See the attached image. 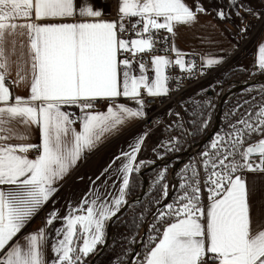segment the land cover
<instances>
[{
  "label": "snow or ice",
  "instance_id": "snow-or-ice-1",
  "mask_svg": "<svg viewBox=\"0 0 264 264\" xmlns=\"http://www.w3.org/2000/svg\"><path fill=\"white\" fill-rule=\"evenodd\" d=\"M115 7L107 19L98 0H0V264H86L106 243V224L127 204L130 178L142 165L143 135L111 162H120L115 199L83 196L63 215L53 206L36 231L24 229L46 204L54 205L59 183L85 154L146 118L145 96L169 94L166 69L194 74L195 63L169 44L179 26H194L208 13L200 0H115ZM213 11L221 21L233 14L242 24L246 15L264 19L251 0H223ZM257 51L254 68L264 74V40ZM222 63L206 57L200 70ZM13 87L30 94L14 95ZM99 102L106 111H94ZM33 126L38 143L29 142ZM253 135L261 138L247 143ZM249 173L264 174V102L218 133L201 164L182 169L171 202L162 204L170 195L160 173L154 235L129 264H264V224L251 214Z\"/></svg>",
  "mask_w": 264,
  "mask_h": 264
},
{
  "label": "rangeland",
  "instance_id": "rangeland-1",
  "mask_svg": "<svg viewBox=\"0 0 264 264\" xmlns=\"http://www.w3.org/2000/svg\"><path fill=\"white\" fill-rule=\"evenodd\" d=\"M239 29H241L240 26ZM244 35L245 42L243 43V47L241 49L243 50V52L247 53V59L251 61L252 47L257 38L251 39L248 42L246 41V36L248 35L247 32L244 33ZM253 68V64L248 68L246 67V70H235L232 68H228L223 72L219 73L217 76H215L208 82H205L202 86L195 89L188 95L186 100L191 98L197 100L200 94L204 91L215 90L216 92V97L215 100H213L212 109L206 114V117L203 120L204 124L201 125V128L206 130V133L211 129L213 125L215 119L216 101L221 95L224 88L227 86L226 91H231L235 88L234 86H236L239 81H245L249 78L254 77ZM255 76H260V74H256ZM224 79L230 80L223 85L222 81ZM238 93H241L242 96L236 99V103L234 104L232 111L229 113L234 115V118H240V116L244 113L242 111L244 109H237L239 102L243 100L245 101L247 99L253 101V98H255V101H257V103L264 102V84L246 86L242 88ZM231 97L228 98V101L231 99ZM251 109H254V107ZM170 122L171 121L149 131L143 129L140 126L142 128L140 136L143 135L145 137L144 144H146L143 147L144 149L142 148L143 155H141V158L139 159L141 160L140 162H142V165H140V171L133 175L134 180L132 182L130 178V188L129 190H127L125 196L127 202L137 198L140 195L144 187L143 179L147 181V188L145 194L148 192L153 193L156 189H160V173L162 172L166 173V180L163 182L169 184L170 199L167 201L162 200L161 204L171 202V197L173 195L172 186L179 182V174L181 173L182 169L186 165H190L193 168L199 166L201 164V153L209 149L210 144L216 137L215 136L209 142L206 149H203L202 151L200 149L198 152H196L194 156H192L193 158L190 157L192 159L189 158L186 160L183 158L181 161L173 160L171 162H167L168 159L173 158L176 155H181L185 153L189 148H191L200 141H194L189 138L188 130L185 127V123H183L184 118H182L181 122V127L184 130V135L178 133L180 126L177 124L176 121L171 123ZM260 138L261 137L259 136L253 135L248 139L247 143L256 142ZM160 163H162V165H159ZM155 165L156 167L151 170V174H149L147 178L145 177V174L143 177L140 176V173L144 172L148 168L154 167ZM88 170L91 171L89 174H87ZM99 174L100 167L99 169H97L95 165H91L84 173L87 178H79V180L77 178V180L74 181L72 185H70L67 189L64 188L58 190L56 196L54 197V205L52 202H49L45 206V210L41 213L39 218L40 223L44 224L45 218L47 214L51 211L53 206L59 210V213L61 215H63L66 206H75L79 204L81 201V197L83 196H87L88 199H93L95 198V193H98L100 197H102V199L106 202H110L112 199H115L119 193V188L121 187L119 176H117V182L115 183L112 178L117 175L116 172H114V175H111L114 177L109 176L110 173L102 174V180L97 181L96 179L98 178ZM110 179H112V182L110 181ZM105 194L107 198H105ZM157 200H160V193L157 199L152 204L148 203L144 206H140L139 212L141 213L139 215V218H141L142 224L136 235L131 237L129 240L125 241V239H123L124 235L122 233V226L125 223V219L121 218L125 213L113 222L112 235L109 247L95 261L94 264H129V261L133 259L134 254H143L145 252L144 245L148 242L149 238L154 235V233L151 231L152 225L154 223H157L154 215L159 207L156 203ZM132 205L129 206V209L132 207ZM130 213H132V211H130ZM56 226L59 227V224H57ZM157 227H159V224H157ZM49 231H51V229H49ZM140 239H142V241L139 247ZM101 247L102 245H98L96 251L99 250ZM96 251L87 257L86 264L90 262L92 256L96 253ZM50 254L51 252H48L49 257Z\"/></svg>",
  "mask_w": 264,
  "mask_h": 264
},
{
  "label": "crops",
  "instance_id": "crops-1",
  "mask_svg": "<svg viewBox=\"0 0 264 264\" xmlns=\"http://www.w3.org/2000/svg\"><path fill=\"white\" fill-rule=\"evenodd\" d=\"M191 5L193 0H186ZM203 7L208 10L207 14H203L199 17V22L194 26H179L176 29V35L173 38L174 46L180 50L181 53L193 52L200 55L201 63L206 57H217L223 60L220 67L232 68L235 70L248 68L258 56V45L264 40V30L257 37L251 53V61L247 59V53L241 49L245 42V35L239 29L237 17L233 14L231 20L221 21L216 18L213 9L218 8L222 5L223 0H200ZM98 6L103 9L105 18L112 19L115 16L116 7L105 4L103 0H98ZM251 6L256 10L259 8V0H251ZM12 91L14 95H20L27 97L30 93L24 87H13ZM120 104L135 106L131 101L127 99L119 100ZM107 106L102 109L94 110L96 112L106 111ZM67 111L78 113L76 108H67ZM146 115L149 109L145 108ZM125 126L119 131L112 132L107 135L100 145L93 151L85 154L77 166H75L70 173L59 183L60 189H67L74 181L85 179V171L91 165H95L97 169L100 167V174L98 180H102L101 176L105 173H110L109 176L114 175L116 172V164H112L113 158L120 155L122 151L129 150V145L134 144L136 139L140 137L141 127L140 122ZM31 143L39 142V131L33 126L30 130V141ZM146 144V143H145ZM144 141L142 148L145 146ZM144 149V148H143ZM143 149L138 154V161L143 155ZM30 157L34 156L31 152L28 153ZM111 169L109 170V166ZM115 168V171H114ZM149 169V168H148ZM146 169V170H148ZM91 171L88 170L87 174ZM151 172L150 170L146 171ZM117 174V173H116ZM117 176H111L115 183L117 182ZM87 178V177H86ZM108 178V177H106ZM112 179L110 181L112 182ZM116 179V180H115ZM247 183L250 187V201H251V214L253 220L257 225L264 224V174H247ZM56 196V194H55ZM105 198H107L105 194ZM102 199V197H101ZM47 205V204H46ZM45 205V206H46ZM45 206L39 213L34 217L30 224L24 229V232L31 233L37 229L43 227L44 224L40 223L39 218L41 213L45 210ZM47 253V258H51Z\"/></svg>",
  "mask_w": 264,
  "mask_h": 264
},
{
  "label": "built area",
  "instance_id": "built-area-1",
  "mask_svg": "<svg viewBox=\"0 0 264 264\" xmlns=\"http://www.w3.org/2000/svg\"><path fill=\"white\" fill-rule=\"evenodd\" d=\"M105 4H108L109 6H114L115 0H103ZM258 12H264V5L260 3L259 0V8L256 9ZM238 24L240 28L247 27V36L246 41L249 42L251 39H256L259 34L264 30V19L256 18L251 15H246L243 24L238 19ZM165 34V33H161ZM125 38L128 39L129 36L127 33L124 34ZM173 39L170 41L169 46H172ZM159 47H165V45H159ZM158 54L164 55L165 53L159 52ZM184 54L186 62H194L196 65V69L194 71V74L189 75L188 73H181L178 69V67H172L169 69H166V73H170L172 79L169 81V94L166 96L156 97V98H150L145 96L144 100L146 101L145 108L149 109V112L146 115L145 119H142L140 122V126L145 130H151L156 127L162 126L166 124L167 122L171 121H182V113L181 108L188 97V95L194 91L195 89L202 86L205 82H208L215 76H217L219 73L226 70V67L221 68H214L212 70H209L205 68L203 70V73L201 72V58L200 55L193 52H187L182 53ZM169 57L174 59V53H168ZM145 61L150 62L149 56L142 57ZM254 74H260L258 68H253ZM182 76H187V79L181 80L180 78ZM124 98H120V100H123ZM107 106L105 102H99L94 110H99ZM179 114L177 116L176 114ZM170 122V123H171ZM34 154V153H32Z\"/></svg>",
  "mask_w": 264,
  "mask_h": 264
},
{
  "label": "trees",
  "instance_id": "trees-1",
  "mask_svg": "<svg viewBox=\"0 0 264 264\" xmlns=\"http://www.w3.org/2000/svg\"><path fill=\"white\" fill-rule=\"evenodd\" d=\"M255 75L256 74H254V76ZM229 80L230 79H224L222 81L223 85L226 84ZM215 95H216L215 90H207L201 93L200 96L197 98V100H195L194 98H191V99L184 101L182 108H181V113H182V118H184L183 123H185V127L188 130L189 138L191 140L199 141L205 135L206 130L201 128V125H202L201 121L204 120V118L206 117V114L212 109L213 100H215V97H216ZM241 96H242L241 93H237L236 95L231 97V99L227 103H225V105L223 106L222 117H221V122H220L218 131L201 148V151L207 148L209 142L215 136H217L218 133H223L226 129L230 127V125L233 122L239 119V118H234V115L229 114V113L232 111V108L234 104L236 103V99ZM258 104H260V102L257 103L255 99L253 101L247 99L245 101L243 100L239 102L237 109H244L242 111L245 112L246 109H251L253 107L255 108ZM201 105H203L204 107L201 108L200 107ZM181 122L182 121H177V124L180 126L178 133H180L181 135H184V132H183L184 130L181 127ZM149 174H151V172L145 173V177L147 178ZM133 180H134V177L132 176L131 182ZM159 193H160L159 189H156L153 193H149V192L146 193L138 203L133 204L130 209L128 208L125 214L122 216L121 219L123 218L125 219V223L122 226V233L124 235L123 239H125V241L135 236L141 227L142 220L141 218H139V215L141 213L139 212L140 206H144L148 203L152 204L157 199ZM130 211H132V213H130Z\"/></svg>",
  "mask_w": 264,
  "mask_h": 264
},
{
  "label": "water",
  "instance_id": "water-1",
  "mask_svg": "<svg viewBox=\"0 0 264 264\" xmlns=\"http://www.w3.org/2000/svg\"><path fill=\"white\" fill-rule=\"evenodd\" d=\"M256 84H264V75L254 76L252 78H249V79H247L245 81H241V82L239 81L236 84V86H234L235 88L231 91H226V88H227V86H226L216 101L215 119H214V122H213L211 129L204 135V137L198 143H196L194 146L189 148L185 153H183L181 155H176L175 157L168 159L167 162H171L173 160L181 161L183 158L187 160L190 157L194 156L196 154V152H198L218 131L219 126H220V122H221L223 106L225 105V103L228 102V98L236 95L242 88H244L246 86L256 85ZM159 165H162V163H160ZM155 167H156V165L154 167L149 168L148 170L151 171ZM148 170H145L144 172L140 173V176L143 177L145 172ZM143 180H144L143 181L144 187H143L140 195L137 198L132 199L131 201H128L126 205H123L121 208L120 214H118V217L114 218L111 222L106 224V243L103 244L102 247L96 251V253L92 256V258L88 264H94L95 261L109 247L110 239H111V235H112V224H113V222L115 220H117L118 218H120L127 211V209L129 208L130 205L136 204L142 199L143 195L146 192V188H147L146 187L147 181L145 179H143ZM141 241H142V239H140V241H139V247L141 245Z\"/></svg>",
  "mask_w": 264,
  "mask_h": 264
}]
</instances>
